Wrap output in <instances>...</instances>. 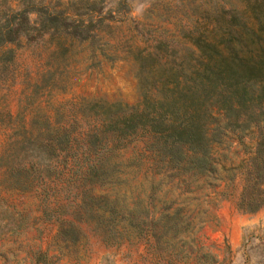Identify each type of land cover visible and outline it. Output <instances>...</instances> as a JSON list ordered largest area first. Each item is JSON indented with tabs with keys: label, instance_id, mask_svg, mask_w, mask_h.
I'll use <instances>...</instances> for the list:
<instances>
[{
	"label": "trees",
	"instance_id": "16d2710c",
	"mask_svg": "<svg viewBox=\"0 0 264 264\" xmlns=\"http://www.w3.org/2000/svg\"><path fill=\"white\" fill-rule=\"evenodd\" d=\"M9 2L15 7L9 4L0 16V68L14 56L2 48L21 38L49 33L84 40L94 38L102 22L90 18L97 22L92 31L58 6ZM258 16L252 49L233 43L242 38L227 25L224 45L204 43L191 52L195 63H141L139 99L111 103L94 115L93 129L84 133L93 136V159L66 160L61 170L82 186L73 185L67 197L54 190L45 195L41 216L56 226L57 239L75 244L83 220L93 216V231L105 244H141L149 264L217 263L199 234L216 224L212 210L234 189L237 209L255 212L264 206V9ZM139 139L141 152L120 168L112 160L115 151ZM29 140L18 141L13 150L25 149ZM232 148L234 161L228 156ZM36 160L7 165L6 171L31 178L42 172Z\"/></svg>",
	"mask_w": 264,
	"mask_h": 264
},
{
	"label": "rangeland",
	"instance_id": "374dc122",
	"mask_svg": "<svg viewBox=\"0 0 264 264\" xmlns=\"http://www.w3.org/2000/svg\"><path fill=\"white\" fill-rule=\"evenodd\" d=\"M34 1L64 9L92 31L97 22L90 18L102 22L94 38L37 34L2 48L12 49L14 56L0 68V264H149L141 244H105L93 231V216L83 220L75 244L57 239L56 226L41 216L45 195L54 190L67 197L73 185L82 186V180L62 173L63 163L93 159V136L84 133L109 104L139 99L141 63H195L191 52L204 43L224 45L227 25L242 38L233 43L252 49L264 0ZM10 3L0 0V16ZM29 17L34 21L36 13ZM64 127L70 131L68 142L62 138ZM26 138L25 149L13 150ZM143 145L134 140L115 151L112 160L122 168ZM235 152L228 153L232 161ZM29 159L40 161L41 173L29 178L6 171L7 165ZM236 193L212 210L216 224L200 230L204 250L216 264H264V206L243 212L235 206Z\"/></svg>",
	"mask_w": 264,
	"mask_h": 264
}]
</instances>
